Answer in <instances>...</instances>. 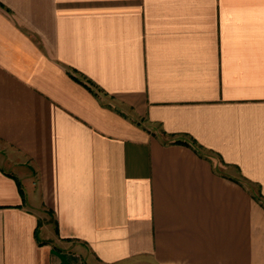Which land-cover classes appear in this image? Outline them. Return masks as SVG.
<instances>
[{
    "label": "crops",
    "instance_id": "obj_1",
    "mask_svg": "<svg viewBox=\"0 0 264 264\" xmlns=\"http://www.w3.org/2000/svg\"><path fill=\"white\" fill-rule=\"evenodd\" d=\"M0 264H264V0H0Z\"/></svg>",
    "mask_w": 264,
    "mask_h": 264
},
{
    "label": "trees",
    "instance_id": "obj_2",
    "mask_svg": "<svg viewBox=\"0 0 264 264\" xmlns=\"http://www.w3.org/2000/svg\"><path fill=\"white\" fill-rule=\"evenodd\" d=\"M22 190V189H21ZM22 193H23V196H24V192L22 191Z\"/></svg>",
    "mask_w": 264,
    "mask_h": 264
}]
</instances>
